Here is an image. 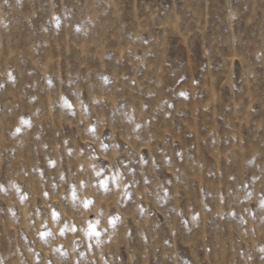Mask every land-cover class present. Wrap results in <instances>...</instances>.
Masks as SVG:
<instances>
[{"label": "rangeland", "instance_id": "obj_1", "mask_svg": "<svg viewBox=\"0 0 264 264\" xmlns=\"http://www.w3.org/2000/svg\"><path fill=\"white\" fill-rule=\"evenodd\" d=\"M0 264H264V0H0Z\"/></svg>", "mask_w": 264, "mask_h": 264}]
</instances>
